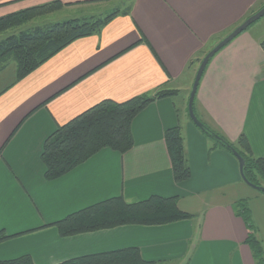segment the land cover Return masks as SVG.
<instances>
[{
	"label": "crops",
	"instance_id": "obj_1",
	"mask_svg": "<svg viewBox=\"0 0 264 264\" xmlns=\"http://www.w3.org/2000/svg\"><path fill=\"white\" fill-rule=\"evenodd\" d=\"M49 1L0 0V16ZM62 1L72 3L62 10L87 17L92 15L84 7L120 0ZM124 1L99 33L73 41L25 78L15 81L14 62L0 72V231L11 235L0 242V260L30 254L35 264H58L137 246L145 259L160 264H256L234 203L248 199L264 244V194L243 180L233 153L211 148L214 142L195 126L188 101L200 65L190 62L264 0ZM263 42V34L245 30L211 59L195 111L232 142L245 134L254 155L264 158ZM165 88L178 92L137 114L132 149L103 148L63 176L45 178L43 146L60 124L103 99L124 101ZM175 125L182 127L191 167L182 182L174 178L165 142V131ZM153 194L177 196L179 207L194 217L69 236L54 225L113 196L135 202Z\"/></svg>",
	"mask_w": 264,
	"mask_h": 264
},
{
	"label": "trees",
	"instance_id": "obj_2",
	"mask_svg": "<svg viewBox=\"0 0 264 264\" xmlns=\"http://www.w3.org/2000/svg\"><path fill=\"white\" fill-rule=\"evenodd\" d=\"M71 4L62 0H52L0 16V32L18 27L0 41V72L13 61L16 66L15 81L25 78L73 41L99 33L120 11L117 7L106 15L75 17L20 29L22 25L37 17L61 10L65 5ZM263 6L264 4L261 7ZM196 60L202 59L199 56L190 63ZM177 92V89L165 88L155 94L136 95L124 101L103 99L60 124L47 137L43 146L41 158L45 165V178L53 180L63 176L103 148H111L121 153L128 152L135 144L132 124L137 114L156 98L167 97ZM206 125L233 145L245 158L244 174L247 179L255 185L264 187V158L254 155L248 137L241 134L236 142H232L218 130ZM204 133L214 142L211 148L222 147L231 152L222 142ZM165 142L175 180L177 182L188 180L191 177V167L185 152L182 127L175 125L168 128L165 131ZM234 210L247 225L246 241L252 250L255 263L264 264V244L257 234L248 199L236 201ZM193 217L194 214L179 207L177 196L153 194L135 202H128L123 196H113L74 211L54 222V225L61 236H69L128 224L162 225ZM9 237L11 235L0 231V242ZM0 264H35V262L30 254H24L0 260ZM58 264L160 263L145 259L139 247L129 246L74 257Z\"/></svg>",
	"mask_w": 264,
	"mask_h": 264
},
{
	"label": "water",
	"instance_id": "obj_3",
	"mask_svg": "<svg viewBox=\"0 0 264 264\" xmlns=\"http://www.w3.org/2000/svg\"><path fill=\"white\" fill-rule=\"evenodd\" d=\"M264 16V6L251 14L249 17H247L241 24L236 26L230 33H228L223 39H221L210 51H208L205 56L203 57L202 61L200 62V65L198 67L192 89L189 95V101H188V111L189 115L192 119V121L204 132L209 134L211 137L219 140L227 146L231 152L237 157L239 164H240V171H241V176L243 180L250 185L251 187L264 192V187L263 186H258L253 183H251L247 177L244 174V166H245V158L236 150V148L229 144L226 140H224L219 134H216L213 132L201 119L197 116L194 108L195 104V98L196 94L198 91V87L201 81V78L203 76V73L209 64V61L216 53H218L222 48H224L227 44H229L234 38H236L239 34L247 30L253 23H255L257 20H259L261 17Z\"/></svg>",
	"mask_w": 264,
	"mask_h": 264
},
{
	"label": "rangeland",
	"instance_id": "obj_4",
	"mask_svg": "<svg viewBox=\"0 0 264 264\" xmlns=\"http://www.w3.org/2000/svg\"><path fill=\"white\" fill-rule=\"evenodd\" d=\"M122 1H124V0H122ZM122 1L120 0L119 3L122 2ZM119 3L117 1H114V2H110V3H105L104 5H100L98 7L97 6L84 7L85 8L84 10H86L85 11V14L87 13L86 15H95V16H98V15H106L107 13H110L111 11H113L114 9H116L117 7H119L120 6ZM263 4L258 5L255 9L256 10H259V8ZM81 13H82L81 11H78L76 9L71 10V11H69V10L66 11V10H62L61 9V10H58V11H55V12L46 14L45 16L37 17V18L33 19L32 21H29V22L25 23L24 25H22V27L20 29H28L32 25H35V24H39L40 25V24H43L45 22L61 21V20L65 19V18L67 19V17H81V16H79V14H81ZM252 13L253 12H251V14ZM87 17H89V16H87ZM16 28H18V27H15V28H12V29H9V30L0 32V41L3 40V39H5L13 31H16L15 30ZM247 30H251V31L257 32L258 34H263L264 35V16L261 17L259 20H257L255 23H253ZM226 35H227L226 33L221 34L218 38H216V40H214L213 42H211V44L207 48H205V50L199 55L200 57L202 56L201 59H203V57L205 56V54L208 51H210ZM185 95H186V100H187L188 99L187 98V93L184 94V95L182 94V96H184V97H185ZM179 98H180V96H179ZM178 100H180V99H178ZM195 126H196V124H195ZM203 134H204V136H205L206 139L209 138V140H212L204 132H203ZM212 142H213V140H212ZM238 163H239V161H238ZM259 192H261V191H259Z\"/></svg>",
	"mask_w": 264,
	"mask_h": 264
},
{
	"label": "built area",
	"instance_id": "obj_5",
	"mask_svg": "<svg viewBox=\"0 0 264 264\" xmlns=\"http://www.w3.org/2000/svg\"><path fill=\"white\" fill-rule=\"evenodd\" d=\"M263 51H264V42H263Z\"/></svg>",
	"mask_w": 264,
	"mask_h": 264
}]
</instances>
